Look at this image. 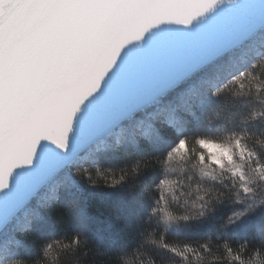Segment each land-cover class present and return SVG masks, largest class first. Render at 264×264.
I'll use <instances>...</instances> for the list:
<instances>
[{"label": "snow or ice", "instance_id": "obj_1", "mask_svg": "<svg viewBox=\"0 0 264 264\" xmlns=\"http://www.w3.org/2000/svg\"><path fill=\"white\" fill-rule=\"evenodd\" d=\"M0 264H264V0H0Z\"/></svg>", "mask_w": 264, "mask_h": 264}]
</instances>
